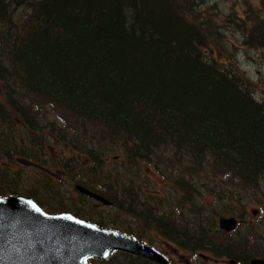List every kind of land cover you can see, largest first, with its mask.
I'll use <instances>...</instances> for the list:
<instances>
[{"label": "trees", "instance_id": "obj_1", "mask_svg": "<svg viewBox=\"0 0 264 264\" xmlns=\"http://www.w3.org/2000/svg\"><path fill=\"white\" fill-rule=\"evenodd\" d=\"M209 1L0 0V130L10 136L4 123L10 129L12 116L27 128L23 146L0 133V151L7 145L9 152L27 158L37 150L44 153L47 132L55 144L71 147L83 161L89 160L84 170H100L105 146L80 145L50 124L49 131L41 128L37 112L23 102L40 97L63 105L81 123L102 129L97 140L104 139V144L121 142L127 164L149 161L160 148H172L174 155H187L200 169L213 160L243 189L261 185L264 96H254L250 83L233 66L234 55L225 62L214 56V45L224 31L212 13L217 4ZM249 22L247 39L256 48L264 47V18L255 13L241 20L243 26ZM60 161L73 173L81 168L77 158ZM41 163L46 166V161ZM60 166L61 162L53 165ZM17 171L0 168V179L9 186L0 196L20 195ZM107 173L105 182L85 178L104 183L105 190L96 192L117 210L141 220L145 229L174 241L177 249L210 252L239 264H248L254 255L264 258L260 242L243 250L242 240L239 245L231 243L232 237L217 242L218 231L200 223L192 231L179 230L175 219L158 215L141 201L133 185L123 182V190L116 191L115 177ZM177 184L190 188L186 180ZM74 214L105 227L99 217L94 221L81 212ZM132 259L136 262L129 257V264H158Z\"/></svg>", "mask_w": 264, "mask_h": 264}, {"label": "rangeland", "instance_id": "obj_2", "mask_svg": "<svg viewBox=\"0 0 264 264\" xmlns=\"http://www.w3.org/2000/svg\"><path fill=\"white\" fill-rule=\"evenodd\" d=\"M209 3L217 4V8L212 9V13L216 12L217 20L224 31L214 45V56L218 61L225 62L230 55H234V58L233 56L231 58L233 66L236 67L241 77L250 83L254 96L263 100L264 47L256 48L249 42L246 33L251 22L243 26L241 20L255 13L258 17L264 18V0H210ZM231 51H233L232 54ZM23 102L31 105V109L37 112L34 116H39L37 120L42 123L40 127L45 131H49L47 125L50 124L55 129H62L67 139L72 138L75 143L92 147L96 144L102 148L105 146L106 154L103 156L101 153L103 163L100 165V170L95 173L84 170L89 160L83 161L82 154L73 151L75 149L72 150L71 147L63 148L61 144H55L51 140L52 133L49 135L46 132L44 135L46 138L49 137L45 152L37 150L35 154L30 155V158L21 152H9L7 145L1 148L0 168L6 167L7 171L19 169L17 188L20 194L29 196L28 194L32 192L30 197L40 202L45 210L73 214L81 212L84 218L91 217L89 219L94 221L99 217L104 220L105 227L140 236V239L167 258L166 264H230L232 262L229 258H215L210 252H203L204 255H209L204 256L184 248L177 249L178 246L174 241L164 240L154 230L145 229V225H141V220L117 210L115 206L103 205L79 194L73 187L75 183H79L89 189L92 188L91 190L95 192L105 190V184L102 182L107 180V172H110L115 177L112 187L116 191L123 190V182L133 185L141 201L147 203L158 215L161 214L164 217L166 215L175 219V225L179 230L192 231L196 223L198 225L200 223L213 232L218 231L221 238L219 235V237L215 236L217 242L226 243L230 237L236 239H230L233 241L231 243H236V245H239L238 242L241 240L248 242L245 247V243L242 242L243 250L253 249L254 243H264V181L256 188L245 187L243 189L213 160L205 162L200 169L199 166L192 165L187 155L178 158L174 155L172 148L165 149V147L157 150V154L152 155L149 161L127 164L121 142L109 143L110 146L102 142L104 139L97 140L99 134L103 132L102 129L92 128L91 123H81L63 105L46 102L40 97H30ZM11 119L10 129L4 123L6 134L10 136H6L0 130L3 134L2 138L15 141L23 146L27 138V128L13 120V116ZM85 131H88L89 136ZM30 134L34 135V133ZM70 156L77 158L76 162L81 164V168L77 167L74 173L69 169H64L65 161H60ZM42 161H46V166L42 165ZM56 162H61L59 168L53 167ZM85 175L90 176L89 180L101 178L102 182L89 181ZM179 180L188 181L190 188L184 190L177 184ZM2 181L0 179V190L8 189V183L3 185ZM241 209L244 212L241 215L244 217L234 231L218 227L220 217L239 216ZM228 210L233 212L229 213ZM238 218L241 219V217ZM254 257L259 256L254 255ZM112 258L100 264H129L126 254H117L115 262ZM130 259L136 262V259H132L131 256ZM233 264H235L234 261Z\"/></svg>", "mask_w": 264, "mask_h": 264}, {"label": "water", "instance_id": "obj_3", "mask_svg": "<svg viewBox=\"0 0 264 264\" xmlns=\"http://www.w3.org/2000/svg\"><path fill=\"white\" fill-rule=\"evenodd\" d=\"M74 188L102 204L111 203L79 184ZM218 226L229 231L236 220L221 217ZM111 250L166 263L160 253L119 231L98 227L70 212L47 213L29 197H0V264H85L84 258H104ZM250 264H264V260L253 258Z\"/></svg>", "mask_w": 264, "mask_h": 264}, {"label": "snow or ice", "instance_id": "obj_4", "mask_svg": "<svg viewBox=\"0 0 264 264\" xmlns=\"http://www.w3.org/2000/svg\"><path fill=\"white\" fill-rule=\"evenodd\" d=\"M31 203V202H29ZM34 208L36 207L34 204L32 205ZM37 211H39V209H37ZM69 219H71V217H69ZM105 255H107V253H105Z\"/></svg>", "mask_w": 264, "mask_h": 264}, {"label": "bare ground", "instance_id": "obj_5", "mask_svg": "<svg viewBox=\"0 0 264 264\" xmlns=\"http://www.w3.org/2000/svg\"><path fill=\"white\" fill-rule=\"evenodd\" d=\"M33 79V78H32ZM91 116V115H90ZM252 179V178H251Z\"/></svg>", "mask_w": 264, "mask_h": 264}]
</instances>
